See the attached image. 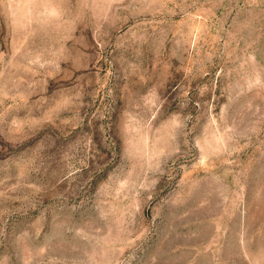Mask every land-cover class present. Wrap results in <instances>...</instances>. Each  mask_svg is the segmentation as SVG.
Wrapping results in <instances>:
<instances>
[{
    "label": "rangeland",
    "instance_id": "obj_1",
    "mask_svg": "<svg viewBox=\"0 0 264 264\" xmlns=\"http://www.w3.org/2000/svg\"><path fill=\"white\" fill-rule=\"evenodd\" d=\"M0 264H264V0H0Z\"/></svg>",
    "mask_w": 264,
    "mask_h": 264
}]
</instances>
